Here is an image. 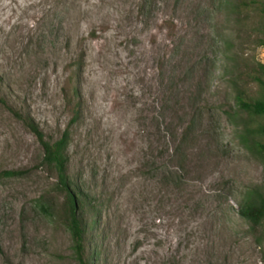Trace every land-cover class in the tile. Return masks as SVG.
<instances>
[{"label":"rangeland","instance_id":"rangeland-1","mask_svg":"<svg viewBox=\"0 0 264 264\" xmlns=\"http://www.w3.org/2000/svg\"><path fill=\"white\" fill-rule=\"evenodd\" d=\"M244 1L0 0V95L51 140L80 102L69 171L89 264H264V222L237 211L264 192V155L239 140L262 118L235 113L230 82L264 62ZM41 156L0 99V171L22 170L0 175V264H79Z\"/></svg>","mask_w":264,"mask_h":264},{"label":"trees","instance_id":"trees-1","mask_svg":"<svg viewBox=\"0 0 264 264\" xmlns=\"http://www.w3.org/2000/svg\"><path fill=\"white\" fill-rule=\"evenodd\" d=\"M230 0H227V2ZM231 3V2H230ZM254 4L257 14L262 16L258 22L261 28L256 36V45L264 46V0H250V2H238V7ZM238 74L230 78L234 90L235 113L245 112L248 117L262 118L254 126L243 121L242 131L239 133V140L248 148L253 149L260 155H264V62L254 60L246 69H241ZM253 82L257 87L256 94H250L249 84ZM0 99L7 105L11 112L20 118L37 136L42 147L41 162L48 165L56 175L55 186L63 194V202L58 213L62 215L64 222L71 234L73 249L79 264H89L85 255L86 231L89 227V218L86 216L85 192L79 179L71 175L69 171L70 153L68 146L70 142V126L78 119L79 100L75 102V110L71 115L68 124L63 128L61 134L51 140L46 138L43 130L35 121L28 109L17 104H11L4 94ZM239 110V111H238ZM22 173L21 169H3L0 175H16ZM37 205L44 211L49 212L53 205L50 202L39 200ZM238 213L245 218L252 226L264 222V192L255 190L254 193L246 196L239 204ZM95 211H92V213Z\"/></svg>","mask_w":264,"mask_h":264}]
</instances>
